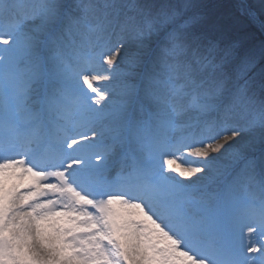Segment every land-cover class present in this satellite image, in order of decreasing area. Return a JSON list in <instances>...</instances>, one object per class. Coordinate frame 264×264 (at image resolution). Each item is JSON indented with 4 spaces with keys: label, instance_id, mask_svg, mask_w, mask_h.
Here are the masks:
<instances>
[{
    "label": "snow or ice",
    "instance_id": "snow-or-ice-1",
    "mask_svg": "<svg viewBox=\"0 0 264 264\" xmlns=\"http://www.w3.org/2000/svg\"><path fill=\"white\" fill-rule=\"evenodd\" d=\"M0 264H264V0H0Z\"/></svg>",
    "mask_w": 264,
    "mask_h": 264
}]
</instances>
